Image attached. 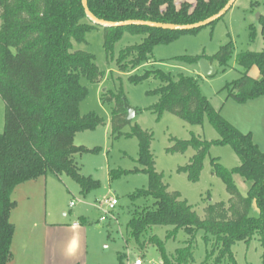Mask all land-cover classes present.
<instances>
[{
    "label": "trees",
    "instance_id": "obj_1",
    "mask_svg": "<svg viewBox=\"0 0 264 264\" xmlns=\"http://www.w3.org/2000/svg\"><path fill=\"white\" fill-rule=\"evenodd\" d=\"M227 1L87 0V5L95 16L109 21L142 19L189 24L218 12ZM255 4L252 2V6ZM259 20L264 39V14ZM97 27L87 18L81 0H0V98L4 102V128L0 133V264H7L12 257L14 225L10 221V212L16 204L11 193L16 185L52 172L71 176L83 191L90 187L91 179L80 175L74 159L75 153L84 150L74 144V136L78 131L102 124L103 119L92 112L80 113L79 102L87 93V87L80 80L99 82L103 72L95 64L93 54L74 48L73 41H85V33ZM102 28L107 54L122 29L145 35L141 43L128 45L119 52L117 64L125 71L146 61L156 44L167 43L182 33L195 32L201 27L191 30L144 25ZM232 52L233 46L227 43L212 56L204 57L210 63L217 61L226 65ZM200 57L180 56L178 59L197 62ZM237 62L245 69L256 65L260 78L253 79L245 72L228 84L229 96L244 101L264 93V48L258 52L240 53ZM149 76L162 83L151 91L159 96L149 107L151 111L170 112L190 124H200L205 115L220 135L213 141L194 135L187 140L172 138L174 144L167 148L168 152L183 153L189 147L195 150L189 161L178 167V172H184L189 180L196 181L212 144L230 145L239 156L240 164L232 171L220 168L230 197L227 202L209 204L205 208V217L201 218L178 191L169 190L162 180V173L155 169L150 150L152 134L137 123L132 125L130 132H122L121 128L128 122L123 92L103 96V100L114 101L112 133L138 139L137 162L141 168L132 171H143L149 178L146 189H138L130 196H151L153 199L150 206L143 207L130 218L129 234L139 239L152 225H172L174 230L184 228L190 238L176 250L174 260L165 253L160 239L153 236L150 241L160 247L164 264H192L194 236L198 230H203L210 247L220 252L218 258L229 259L234 264L230 246L235 241H248L257 232L264 247V151L253 141L250 132H240L220 116L201 94L193 76L180 74L178 80H173L170 73L161 69H146L142 75H132L129 79L137 83ZM233 173L250 181L247 195L237 189ZM253 199L259 210L258 216L249 214ZM261 262L264 264V249Z\"/></svg>",
    "mask_w": 264,
    "mask_h": 264
},
{
    "label": "rangeland",
    "instance_id": "obj_2",
    "mask_svg": "<svg viewBox=\"0 0 264 264\" xmlns=\"http://www.w3.org/2000/svg\"><path fill=\"white\" fill-rule=\"evenodd\" d=\"M252 2L256 4L252 6ZM263 14L264 0H235L213 24L195 32L182 33L167 43L156 44L146 61L125 71L120 70L117 64L119 52L128 45L141 43L144 34L122 29L109 54L103 45L104 31L100 26L87 31L85 41H73L74 48L93 54L95 64L103 72L99 82L81 78L87 93L79 102L81 114L92 112L101 117L103 123L93 129L78 131L74 136V144L84 148L74 154L79 173L92 182L83 191L79 182L71 176L47 172L15 186L11 193V198L16 200V208L11 215L15 225L14 249L19 244H25L27 252L22 260L17 255L15 264H44V224L48 223L68 227L77 223L83 229L85 252L80 259L81 264H134L136 260L140 264H164L160 247L150 241L153 236L161 240L169 258L175 259L176 250L190 238L184 228L174 230L172 225H152L143 231L139 239L129 234L130 218L153 201L151 196L132 198L130 195L138 189H146L149 178L143 171H132L136 167L141 168L137 162L138 139L112 133L114 101L103 100L102 97L123 92L129 105L137 109V114L121 128L122 132H130L132 125L137 123L152 134L150 150L155 169L162 173L163 182L169 190L178 191L197 215L204 218L209 204L228 201L230 196L220 168L232 171L240 164L239 156L230 145L212 144L203 159L198 179L189 180L186 173L177 169L189 161L195 150L189 147L183 153L168 152L167 148L174 144L172 138L187 140L194 135L213 141L220 137L219 132L205 115L200 124H190L170 112L158 114L151 111L149 107L159 99L151 91L162 84L160 79L149 76L134 83L129 77L142 75L146 69H161L170 73L173 80H178L180 74L193 76L201 94L220 116L240 132H250L253 141L264 151V93L238 101L229 96L228 90V84L245 72L253 79L260 78L256 65L245 69L237 62V56L264 48L259 20ZM227 43L233 46L232 55L226 65L213 61L211 64L215 72L212 75H203L195 61L178 59L180 56L210 57ZM3 128L4 102L0 98V133ZM232 177L239 192L247 195L250 181L236 173ZM112 198L117 200V204L108 209L107 200ZM249 214L259 215L254 199ZM206 239L203 230L195 233L192 264H232L229 259H219L220 252L211 248ZM263 249L257 232L248 241L238 240L230 246L234 264H262Z\"/></svg>",
    "mask_w": 264,
    "mask_h": 264
},
{
    "label": "crops",
    "instance_id": "obj_3",
    "mask_svg": "<svg viewBox=\"0 0 264 264\" xmlns=\"http://www.w3.org/2000/svg\"><path fill=\"white\" fill-rule=\"evenodd\" d=\"M15 208L16 205L10 212L11 222V215ZM44 229V264H81L80 261L82 260L80 259L84 257L85 252L84 231L77 226V223H74L72 227L62 224L48 223L44 224ZM14 236L15 225L11 243L12 257L7 264H15L17 255L22 260L21 257L27 254L24 249L25 244H19L18 248L16 250L14 249ZM20 245H22V247H20Z\"/></svg>",
    "mask_w": 264,
    "mask_h": 264
},
{
    "label": "water",
    "instance_id": "obj_4",
    "mask_svg": "<svg viewBox=\"0 0 264 264\" xmlns=\"http://www.w3.org/2000/svg\"><path fill=\"white\" fill-rule=\"evenodd\" d=\"M234 2L235 0H228L226 4L218 12L214 13L213 15L201 21L195 23H189V24H176V23H163V22L142 20V19H127L122 21H109V20L101 19L95 16L89 10L87 5V0H81L87 18L95 25L101 27H122L128 25H144V26H150V27H156V28H162L168 30H191L206 26L211 22L222 17L227 12V10H229V8L233 5ZM197 63L203 75H212L215 72V67L208 61L206 57L204 56L200 57L197 60ZM122 102H123V107L126 111L125 118L127 121H130L137 114V109L129 105V103L126 101L124 97H122Z\"/></svg>",
    "mask_w": 264,
    "mask_h": 264
},
{
    "label": "built area",
    "instance_id": "obj_5",
    "mask_svg": "<svg viewBox=\"0 0 264 264\" xmlns=\"http://www.w3.org/2000/svg\"><path fill=\"white\" fill-rule=\"evenodd\" d=\"M116 204H117V200L115 198H112V199H108L107 200V207H108V209H113ZM134 264H140V261L139 260H136L134 262Z\"/></svg>",
    "mask_w": 264,
    "mask_h": 264
}]
</instances>
